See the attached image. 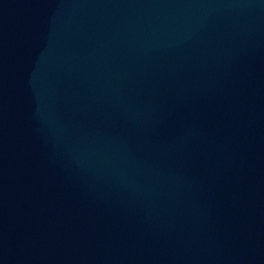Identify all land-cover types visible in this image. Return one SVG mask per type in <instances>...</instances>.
I'll return each instance as SVG.
<instances>
[{
	"label": "water",
	"instance_id": "95a60500",
	"mask_svg": "<svg viewBox=\"0 0 264 264\" xmlns=\"http://www.w3.org/2000/svg\"><path fill=\"white\" fill-rule=\"evenodd\" d=\"M0 264H264V0H0Z\"/></svg>",
	"mask_w": 264,
	"mask_h": 264
}]
</instances>
